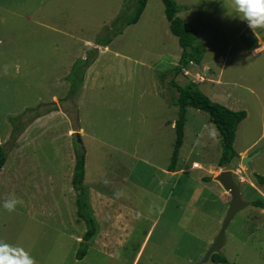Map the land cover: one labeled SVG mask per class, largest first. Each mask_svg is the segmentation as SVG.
Segmentation results:
<instances>
[{
    "label": "rangeland",
    "instance_id": "obj_1",
    "mask_svg": "<svg viewBox=\"0 0 264 264\" xmlns=\"http://www.w3.org/2000/svg\"><path fill=\"white\" fill-rule=\"evenodd\" d=\"M175 1L177 16L205 46L201 62L180 72L181 48L161 0H146L137 22L106 46L95 41L115 32V18L130 13L135 0H0V205L18 201L12 211L0 207V242L22 249L32 264L202 258L227 205L223 187L187 167L196 161L215 169L222 146L208 114L186 108L176 172L167 176L177 118L171 80L207 78L198 87L210 99L245 110L232 148L257 154L246 182L237 184L243 200L260 198L248 182L257 185L264 175V49L251 52L252 30L229 14L232 0ZM254 31L264 35V28ZM74 140L85 153V200L96 227L81 259L86 224L71 184ZM231 163L227 168L238 162ZM218 253L227 264H264V210L251 204L235 213ZM206 264L223 263L209 256Z\"/></svg>",
    "mask_w": 264,
    "mask_h": 264
},
{
    "label": "trees",
    "instance_id": "obj_2",
    "mask_svg": "<svg viewBox=\"0 0 264 264\" xmlns=\"http://www.w3.org/2000/svg\"><path fill=\"white\" fill-rule=\"evenodd\" d=\"M145 2L146 0H135L133 10L130 13L124 17L118 16L115 18V20L119 22V26L116 27L115 32H113V34L107 33L100 42L95 41V43L106 46L110 42L111 37L116 35L121 28L136 23L140 17ZM161 2L163 4L164 16L168 21L169 31L177 37L178 45L181 48L178 65L174 67L175 72H180L183 69L189 68L191 66L190 62L199 64L204 56L205 46L191 25L177 16V13L182 7L177 5L175 0H161ZM170 83L175 88L176 98L174 99L173 104L177 106V118L173 125L176 134L173 154L167 170H175L174 167L177 159V151L182 143L185 113L186 108L188 107L207 113L218 131L222 150L217 159V166L227 167L232 161L234 162V160L238 159V153L232 148L234 130L236 124L242 118L246 117L245 110H234L210 99L209 96L199 89L197 83L187 82L185 84H180L173 80H171ZM73 144L75 145V151L71 184L76 194L75 203L77 206V214L86 224V230L83 233L77 248V258L81 259L86 253L89 240L96 227L94 226V218L90 213L91 210L88 206V202L85 200V187L83 186L85 153L83 152V149H78L77 146L80 144L79 141L74 140ZM5 159V147L0 143V168L4 164ZM256 181L259 184H264V175H259ZM252 204L256 207H263L262 200H254ZM210 257L214 262H221L223 264L228 263L226 257L220 253H213Z\"/></svg>",
    "mask_w": 264,
    "mask_h": 264
},
{
    "label": "clouds",
    "instance_id": "obj_3",
    "mask_svg": "<svg viewBox=\"0 0 264 264\" xmlns=\"http://www.w3.org/2000/svg\"><path fill=\"white\" fill-rule=\"evenodd\" d=\"M230 8L232 11L229 12V14L235 15L239 19L246 21L248 27L251 30H254L257 27L264 28V0H232ZM190 65H195V64L190 63ZM196 76L203 77V75H201L199 73H197ZM206 80H208V79L207 78H194L191 82L199 84V83L204 82ZM215 82H218V81H215ZM172 124L174 125V122H172ZM194 162H196V161H194ZM234 162H238L235 167L229 169L227 167L222 166L217 170L215 176L218 174V172L220 170L229 169L231 171L232 177L234 178L236 183L237 182L238 183L246 182L244 172H245L246 168H249V166L247 167V166H245L239 162V154H238V159L234 160ZM196 163H198V162H196ZM190 166L192 168H201L199 163H198V167H193L192 165H190ZM167 171L171 172L170 170H167ZM173 171H175V170H173ZM174 174L175 173H173L172 175H174ZM235 177H236V179H235ZM248 185H250V181L248 182ZM240 194H241V191H240ZM258 195L260 198L257 200L263 201V207L262 208H264V197L259 193H258ZM250 202L253 203V200H251ZM17 203H18L17 199L9 198V199L4 200L2 205H0V207H3L4 209H6L8 211H12ZM0 264H32V260L22 249L13 248L6 243L0 242Z\"/></svg>",
    "mask_w": 264,
    "mask_h": 264
},
{
    "label": "water",
    "instance_id": "obj_4",
    "mask_svg": "<svg viewBox=\"0 0 264 264\" xmlns=\"http://www.w3.org/2000/svg\"><path fill=\"white\" fill-rule=\"evenodd\" d=\"M256 154L257 153H254L249 156H243L240 159L241 164L248 167L250 159ZM169 174L170 172L167 173V176ZM215 179L220 183V185L228 193L229 200L227 203V209H226L225 215L221 221L220 229L215 235V237L213 238V240L211 241L205 254L197 262V264H206L211 254L220 252V249L224 245L225 229L228 226L230 220L232 219L235 213H237L244 207L251 204V202L245 201L242 199V196L240 194V188L238 184L236 183V181L234 180V178L232 177V173L229 169L220 170L218 174L215 176Z\"/></svg>",
    "mask_w": 264,
    "mask_h": 264
},
{
    "label": "crops",
    "instance_id": "obj_5",
    "mask_svg": "<svg viewBox=\"0 0 264 264\" xmlns=\"http://www.w3.org/2000/svg\"><path fill=\"white\" fill-rule=\"evenodd\" d=\"M246 24H247V23H246ZM250 31H251V30H250ZM248 38H251V39H252V43H254L253 47L250 48V49H251V52H253V53H258V52H260L261 50L264 49V35L261 36V35L258 33V31H254V30H252L250 34H247V39H248ZM247 39H246V40H247ZM244 45H245L244 42L241 43V46H242V47H243ZM248 49H249V48H248ZM218 89H219V88H218ZM214 94H216V97L219 99L220 93H217V92L212 93L213 96H214ZM221 103H223V102H221ZM223 104H224V103H223ZM224 105H225V104H224ZM226 106H228V105H226ZM246 115H247V114H246ZM237 153L239 154V162L241 163L240 159H241L243 156H246V155H247V151L244 149V150H242V151H237ZM251 160H252V159H251ZM193 162H194V161H193ZM199 165H200L201 168H192L191 166H189V167H187V168H191V169H199V170L204 171L205 173H207V174H203V175H205V176H201L202 179H203L204 181H210V183H216L218 186H221V185H219V183L215 180V174H216L217 170L220 168L219 166L215 167V169H213V167L210 166V167L207 169V168H204V166H203L202 164L199 163ZM174 172H176V169H175V171H171L170 174H169L168 176L172 175ZM208 174L211 175L210 178H207V177H208ZM257 185H259V186H263L264 184H259V183H257ZM257 185H256V184H253V183L250 181V185H249V186H250V187H251V188L257 193V195H258V193H259V194H261V195L264 197V191H263V189L257 187ZM221 187H222V186H221ZM201 189H202L201 193H203L204 191L207 192V190H205L203 187H202ZM209 191H210V190H209ZM213 191H214V190H213ZM210 193H212V192H210ZM227 195H228V194L225 192V190H223V191L220 193L221 201H222V203H224L225 205H227V203H228V202L226 201L227 199L225 198ZM165 200H166V198H165ZM250 201H251V200H249V202H250ZM251 204H252V203H251ZM251 204H250V205H251ZM255 207H256V206H255ZM257 208H259V209H261V210H264V208H260V207H257ZM153 224H154V223H152V224L150 225L149 229L147 230V233H146V236L144 237L143 242H144L145 239L148 237V235H149V233H150V231H151V228H152ZM141 246H142V245H140L137 254L139 253V250H140ZM137 254H136V256H137ZM135 258H136V257H135ZM134 260H135V259H134Z\"/></svg>",
    "mask_w": 264,
    "mask_h": 264
},
{
    "label": "built area",
    "instance_id": "obj_6",
    "mask_svg": "<svg viewBox=\"0 0 264 264\" xmlns=\"http://www.w3.org/2000/svg\"><path fill=\"white\" fill-rule=\"evenodd\" d=\"M192 166H193V167H198V163L193 162V163H192Z\"/></svg>",
    "mask_w": 264,
    "mask_h": 264
}]
</instances>
